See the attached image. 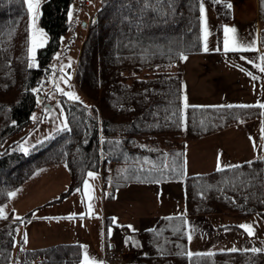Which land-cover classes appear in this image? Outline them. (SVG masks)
<instances>
[{
    "label": "trees",
    "instance_id": "trees-1",
    "mask_svg": "<svg viewBox=\"0 0 264 264\" xmlns=\"http://www.w3.org/2000/svg\"><path fill=\"white\" fill-rule=\"evenodd\" d=\"M71 2L42 1L39 22L47 40L37 48V66L29 67L25 1L0 0V143L27 122L37 102L45 99V93L37 95V89L43 82L44 87L50 86V61L69 28ZM201 3L213 8L219 22L232 16L230 0H98L72 68L86 99L62 95L66 129L40 139L26 151H0V206L10 200L9 193L46 166L64 164L69 177L57 196L24 214L4 212L6 218H0V264L83 263L81 243L25 247L20 231L23 222L42 206L63 201L81 187L89 171L101 166L106 182V163L123 161L127 168L135 165L137 179H141V173L154 172L149 168L153 161L146 163L142 156L146 142L160 139L159 151L163 152L162 146L171 143L168 133H182L186 141L254 118L261 119L264 129V108L258 104L206 103L184 108L181 72L170 70L169 65L179 63L183 54L202 51ZM257 10L263 18L259 43L264 48V0H257ZM261 139L264 143V132ZM174 143L164 168V176L172 173L168 178H174L182 165V145ZM221 169L183 177L187 213H264V152ZM116 173L118 176L117 170L111 173V188L132 179L129 174L117 179ZM187 241L185 215L159 216L152 228L140 230L134 242H127L137 253L122 264H264V251L188 253Z\"/></svg>",
    "mask_w": 264,
    "mask_h": 264
},
{
    "label": "rangeland",
    "instance_id": "rangeland-1",
    "mask_svg": "<svg viewBox=\"0 0 264 264\" xmlns=\"http://www.w3.org/2000/svg\"><path fill=\"white\" fill-rule=\"evenodd\" d=\"M24 1L29 27V61L30 64L34 63L37 66L36 54L35 60L33 61L29 53V48L32 46L31 39L33 37L40 39L41 32L43 33V45L47 40V34L39 22L40 5L43 0H40L39 7L35 9V15L29 12L28 4L26 0ZM235 1L232 0L233 9L237 5L238 7L241 6L240 3L242 2L245 3L241 7L242 10H250L253 7L249 5L253 0L251 2L238 0L237 5ZM97 4L98 0H72L68 10L69 28L63 34L61 45L50 61V66L53 71L50 76V86L44 87L45 84L43 82L42 87L37 89V95L40 92L41 94L45 93V99L37 102L36 108L27 122L3 138L0 143V151L6 148L26 151L38 140L53 134L57 130L65 128V111L60 97L62 95L67 98L70 97L64 93H73L79 98L86 99L83 90L79 88L74 80V70L72 68L75 66L77 57L80 54L81 40L88 27V17ZM203 6L205 12L204 20L201 19L202 38L204 39V23L206 21L208 36L205 43H207L208 51H204L205 43H203L202 51L183 54L182 57H187V59H181L179 63L169 65L170 70L176 71L179 69L181 72L182 96L183 93L184 96H187L188 105H203L206 103L213 105L220 103L262 104L259 102L264 100V98L255 90L253 91L247 88L245 80L240 77V72L244 73L242 55L256 53L254 50L255 40L252 37L256 36L255 29L250 24H247V27L245 25L240 26L238 23L229 26L235 29V32L229 35L230 38L234 37L237 41L238 50H229L226 52L224 50L225 34L224 31L221 33V27L224 26L225 22H222L221 26H219L220 22L217 20L213 8L207 3H203ZM69 13H71V16H69ZM84 21L85 25L83 23ZM247 33L250 34L252 40H247L243 37ZM242 34L244 35L241 36ZM213 36L214 41L211 39ZM243 47L250 48L247 51H242ZM214 48L216 50H213ZM57 88L63 91H57ZM224 129L218 130V132L216 131L208 139L204 137L202 140L196 141L195 146L186 147L185 157L189 164V171L205 172L208 169H216L218 161L220 168L234 165L242 161L251 160L264 150V147H262L264 143L261 140L263 128L260 118L233 123V125H228ZM168 138H171V143L168 146L174 142V145L181 146L188 141V139L185 141L182 133H168ZM254 143L256 147L253 146ZM208 146L215 147L216 151L213 154V158L202 159L200 155L202 148ZM220 149L226 150L223 152ZM205 155L211 154L208 153ZM61 166L60 169L54 166H46L37 171L29 178L28 182L23 183L16 189L14 191L16 195L11 196L10 200L2 204L0 208H3L4 212L13 210L15 215H22L26 210L32 209L45 200L57 196L65 188L69 178L65 165L62 164ZM51 168L54 170L47 171ZM143 201H146V199L144 198ZM91 202L94 212L91 217L83 215L55 218L51 216L55 211L54 207H52L53 205L42 206L37 213H34L33 217L23 222L20 233L22 234L24 246L35 247L47 245L62 242L63 239L80 242V237H84V232L88 226H90L88 228L90 235L96 234L98 236L99 226H97V217L100 214H96L97 212L95 211H97L99 199H96V196L92 194ZM59 205L61 204L59 203ZM76 211L77 215H81L82 210L80 206L76 208ZM219 212L217 214L220 215L217 217L216 222H212L215 224L217 231L223 228L219 235H212L208 232L202 234L195 233H201V231H192V224L190 225L191 239L187 247L188 253L212 252L233 248L237 250L264 249V213L254 211L248 215H244L239 213L235 214L234 211L229 210H221ZM38 213L39 216L37 217ZM209 219L211 220L210 217ZM242 224L252 225L253 235H249L245 229L239 227ZM80 243L82 244V261H84V255L87 253L90 259L94 258L96 261L102 262L100 258L101 245L98 247V242L88 244L83 239ZM209 244L214 245V248H211ZM123 245L128 251L123 256L124 261L131 260L135 256V251H130L127 244Z\"/></svg>",
    "mask_w": 264,
    "mask_h": 264
},
{
    "label": "crops",
    "instance_id": "crops-1",
    "mask_svg": "<svg viewBox=\"0 0 264 264\" xmlns=\"http://www.w3.org/2000/svg\"><path fill=\"white\" fill-rule=\"evenodd\" d=\"M247 1L251 2V0H247ZM235 2L237 5L238 0ZM230 3L232 4V0H230ZM240 5L241 6L239 7L237 5L235 9H233V4H232V16L228 20H226L227 22L222 21L225 22L226 24L224 23V26L221 27V33L222 31H224L225 26L229 27L236 23H238L240 26L243 25L246 26L247 24H250L255 29L256 36H252V37L253 40H255L254 50L256 53L242 55L244 73L240 72V77L245 80V84L247 88L252 89L253 91L255 90L261 95L262 98H264V72H262L260 68L256 66L259 64L262 67H264L263 59H262V57H264L262 55V53L264 52V48L259 43V30L261 28L263 18L261 19L259 12L257 10V0H253V2L249 4L251 7L253 6L252 8H250V10L241 9L242 5H245V3L242 2L240 3ZM222 22L219 23V26H221ZM216 35L217 38L219 39L217 33ZM243 35L244 34H242L241 36ZM243 37L247 40L248 39L252 40V37H250V34L248 33L245 34V36ZM211 39L214 41V36ZM203 43H205V39H203ZM249 48L250 47H243L242 51H247L249 50ZM213 50H216V48H214ZM183 97H184V93H183ZM259 103L263 104L264 100L260 101ZM214 133L216 132H213L205 136H201L197 140H188L182 145L183 148L181 153L182 165L180 166L179 169L177 167L176 170L178 171L174 178H168L169 176H171L172 173L169 176L163 175L165 174L164 168H166L168 161L167 152L169 148H171L172 146H168V144H166V146H162L164 151L160 152L159 151L160 149L159 144L161 143L160 139H157L158 141L157 143L146 142L147 146L145 148L147 149V151L142 156L144 159H146V163L153 161L154 166L149 168L154 170V172L150 174L141 173V179H137L138 172L133 167L135 165H132V167L127 168L128 165L127 162H123V161L107 162L106 165L108 168V178L106 179V182H104L102 167L100 166L99 169L94 170V177L90 178L88 177V175L85 176L84 181L87 180L91 188L90 189L85 188L83 183L81 187L77 188L80 189V191H77V189H75L63 201H60L57 204H51L53 205L52 207H54L55 209V211L52 213L51 216L55 218H59L63 216H76V217L81 216V215H77L76 213L77 212L76 208L80 206L82 210L81 214L85 215L86 217L88 216L91 217V215H93L94 212L93 209L91 208V214H89L88 205L91 204L92 206V202L87 198L85 194L88 193L91 197L92 194H94L96 196V199L97 198L99 199V205L97 211H95L97 212L96 214L98 213L100 214L97 217V226H99V233L98 236L96 234H92L91 236L88 230L90 226H88L84 232V237L83 236L80 237V242L83 241V239L88 244H91L92 242L95 243L98 242L97 244L98 247L101 245L100 258L102 259V262L106 249L109 244L113 243L116 245L117 244L126 245V240H128V238H131V240L134 242V239L136 238V235L140 230L152 228L157 222L159 216L162 215L186 214L185 217H186L188 237L191 235L189 229L191 224H192V231H201V233L199 232H195V233L202 234L208 232L212 235H219L221 230H223V228L217 231L215 229V224L212 222L214 221L216 222L217 217L220 215L217 213L220 212H209V213H199V214L187 213L184 202V188H183L184 176L192 173H200L199 171H189V164L185 157L186 149L192 145L195 146L196 145L195 143H197L196 141L202 140L204 137L205 139L210 138L211 135H214ZM261 140L263 142V139ZM225 150L226 149H222L221 151L225 152ZM215 151H216L215 147L213 146L202 148V152L200 154L201 158L212 159ZM207 152L210 153L212 156L211 155L206 156L205 154H208ZM263 152L264 150L261 152V154ZM261 154L259 153L257 156H260ZM104 158L105 155L101 157V159ZM171 159L172 157H170V160ZM134 164H136V162ZM54 167L60 169L62 166H54ZM212 169H208V170H212ZM52 170L54 169L51 168L48 169L47 171H52ZM113 170L118 171V176L116 173L117 179L119 178L121 179L122 176H123L122 179H124V177L127 174H129L132 179H129L128 183L123 184L122 187L111 188V182H109V180ZM178 172L181 174L180 177L177 176V174H179ZM28 181L29 179L26 182ZM144 198L146 199V201H143ZM59 203L61 205H59ZM209 217L211 218V220L209 219ZM114 218H115V222H113ZM109 232L111 234H109ZM91 239L92 241H90ZM75 240H77V238H75ZM189 240L190 239L188 238L187 247L189 245ZM65 241L77 242V241L64 240V239L62 242ZM209 246H211V248H214V245L209 244ZM224 250H228V249H224Z\"/></svg>",
    "mask_w": 264,
    "mask_h": 264
},
{
    "label": "snow or ice",
    "instance_id": "snow-or-ice-1",
    "mask_svg": "<svg viewBox=\"0 0 264 264\" xmlns=\"http://www.w3.org/2000/svg\"><path fill=\"white\" fill-rule=\"evenodd\" d=\"M26 2L28 4V10H29V12L32 13L33 15H35V9H37L39 7L40 0H26ZM216 2H219V0H216ZM227 7H231V5L229 4V5H227ZM199 10H200V13H201V19L204 20V12H205V9H204V6H203L202 3L200 4ZM69 16H71V13H69ZM234 32H235V29L229 28L227 26L224 27V34H225V38H224V50L226 52L229 51V50H238L237 41L235 40L234 37H231L230 38V35H229L230 33H234ZM207 36H208V30H207V25H206V21H205V23H204V39H205V41H207ZM31 45L32 46L29 48V53L31 54V56L33 58V61H34L35 60L36 49L38 47L43 46V33L42 32L40 33V39H36L35 37H33L31 39ZM204 51H208L207 43H205ZM181 58L182 59H187V57H181ZM262 59H264V57H262ZM33 66H35L34 63H32V64L29 65V67H33ZM256 66L258 68H260V70L262 72H264V67H262L259 64L256 65ZM57 91H63V90L57 88ZM64 94L67 95V96H69L71 99H74V100H78L79 99V97L75 96L73 93H64ZM183 100H184V108L189 107L187 96H184L183 97ZM256 106H258L260 108H264V104H258ZM229 107H231V105H229ZM241 107H252V106L242 105ZM64 127L66 129L67 128V125H65ZM262 132H264V129H262ZM253 146L256 147V144L254 143ZM262 147H264V146H262ZM249 163H251V162H249ZM217 170L218 171L219 170H222L220 168L219 161H218V165H217ZM87 175L90 178L94 177V173H92V172H89ZM83 183H84L85 188H88V189L91 188V186L89 185V183H88L87 180H85ZM77 191H80V189H77ZM8 195L10 197L11 196H15L16 193L11 192ZM85 195L87 196V198L89 200H91L92 197L88 193H86ZM88 207H89V214H91V208H92L91 204H89ZM73 215H75V214H73ZM81 216H83V214H81ZM0 218H6L3 208H0ZM69 218H72V217H69ZM17 219H19V217H17ZM113 222H115V218H114V221ZM129 227H131V226H129ZM239 227L245 229L248 232L249 235H253V227H252V225L242 224ZM109 234H111V233L109 232ZM188 238L191 239V236H189ZM25 239H26V237H25ZM130 239L131 238H128V240H126V243L129 242ZM231 251H237V249L233 248V249H231ZM251 251H253V252H259V251H264V249L253 248V249H251ZM83 264H102V262H98L94 258H91L90 259L87 256V253H85Z\"/></svg>",
    "mask_w": 264,
    "mask_h": 264
},
{
    "label": "built area",
    "instance_id": "built-area-1",
    "mask_svg": "<svg viewBox=\"0 0 264 264\" xmlns=\"http://www.w3.org/2000/svg\"><path fill=\"white\" fill-rule=\"evenodd\" d=\"M125 255L122 248L111 249L108 251L107 261L109 264H117L120 262Z\"/></svg>",
    "mask_w": 264,
    "mask_h": 264
}]
</instances>
